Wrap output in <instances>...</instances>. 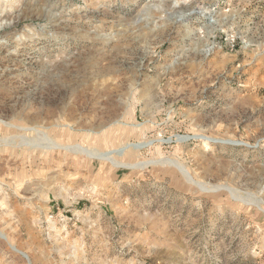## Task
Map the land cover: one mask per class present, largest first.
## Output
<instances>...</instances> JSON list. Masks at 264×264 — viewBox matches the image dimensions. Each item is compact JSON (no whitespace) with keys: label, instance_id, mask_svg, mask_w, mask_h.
<instances>
[{"label":"rangeland","instance_id":"1","mask_svg":"<svg viewBox=\"0 0 264 264\" xmlns=\"http://www.w3.org/2000/svg\"><path fill=\"white\" fill-rule=\"evenodd\" d=\"M28 1L0 0V264H264V0Z\"/></svg>","mask_w":264,"mask_h":264},{"label":"bare ground","instance_id":"2","mask_svg":"<svg viewBox=\"0 0 264 264\" xmlns=\"http://www.w3.org/2000/svg\"><path fill=\"white\" fill-rule=\"evenodd\" d=\"M42 1H44V0H30V1H28V2H26L25 3V5H26V8L29 10V9H31V10H35V9H37L38 7H39V5H41V2ZM49 1H51V0H46V1H44V2H49ZM5 28V27H4ZM3 29V28H2Z\"/></svg>","mask_w":264,"mask_h":264}]
</instances>
